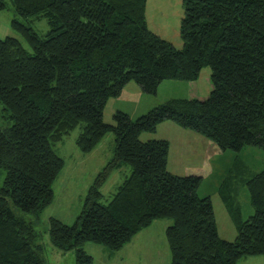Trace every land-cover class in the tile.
Returning <instances> with one entry per match:
<instances>
[{
  "label": "trees",
  "instance_id": "obj_1",
  "mask_svg": "<svg viewBox=\"0 0 264 264\" xmlns=\"http://www.w3.org/2000/svg\"><path fill=\"white\" fill-rule=\"evenodd\" d=\"M11 1L21 17H45L50 30L41 36L13 21L32 52L18 38H0V117L4 110L12 120L0 125V168L7 171L0 264H48L35 222L17 215L11 201L36 216L53 202L65 164L54 146L77 127L81 151H93L110 132L115 149L76 221L50 218L52 244L74 250L75 264H94L85 243L118 250L163 218L172 220L166 228L171 264H238L264 256V169L244 181L255 209L247 219L238 200L221 191L237 228L231 241L219 234L211 197L198 193L203 176L168 169L169 140L141 139L172 120L221 152L264 149V0H183L181 49L149 29L147 0ZM5 6L0 0V10ZM205 66L211 67L208 96L170 98L135 120L117 110L114 123L104 121L107 102L128 83L155 95L165 80L197 81ZM124 166L131 174L101 202L102 185Z\"/></svg>",
  "mask_w": 264,
  "mask_h": 264
},
{
  "label": "rangeland",
  "instance_id": "obj_2",
  "mask_svg": "<svg viewBox=\"0 0 264 264\" xmlns=\"http://www.w3.org/2000/svg\"><path fill=\"white\" fill-rule=\"evenodd\" d=\"M4 2L6 6L0 10V38L8 36L18 38L22 45L29 52H32V47L28 41L13 27V21L15 19L19 20L31 26L41 36H45L50 30L47 19L43 16L21 17L11 0H4ZM184 15L183 0H147L146 16L149 29L171 41L178 49L183 48L184 44L180 32ZM210 74L211 67L205 66L196 81L197 88L202 96H208L210 93L211 84L207 78L209 77L210 79ZM130 83L138 86L136 82ZM188 83L183 80H165L160 84L155 95L144 93L143 98H139L137 101V97H134L133 99H128L133 101L128 103L125 102L127 98H123L122 94L118 98H111L104 110V121L114 123L113 115L116 112L115 108L118 107L129 110L135 120L148 111V108L151 109L170 98H189L192 93ZM0 108L2 109L3 105H0ZM1 113L0 125L9 126L12 120L6 117V111L2 110ZM188 130L196 133L193 130L183 128L172 120H165L157 126L155 132H143L141 139L143 141L150 139L169 140L171 146L169 168L172 170H170L171 172L185 175L191 172L190 170H195V172H202L203 170V180L198 193L201 197H211L215 208L219 234L224 239L232 241L237 236V228L227 210L221 191L224 192L223 194H232L238 200L243 219H247L254 214L255 209L244 181L264 169V149L246 146L240 153L227 150L207 163L204 159L205 154H202V152L206 148L205 145L208 139L202 136L199 138L201 142L199 140H190L188 142V138L181 135L182 131ZM80 131L81 128L77 127L62 142L54 146L56 153L64 159L65 164L53 184V202L39 216H36L32 212L22 211L11 201V207L17 215L24 217L28 221L35 222V227L41 234V241L46 246L47 258L50 259L51 264H75L76 252L70 251L65 256L64 261L56 262L52 249L57 250V248L53 246L49 236L50 218L57 217L65 223L73 224L82 211L90 186L114 155L115 137L112 132L104 137L99 143L100 146L97 145L93 151L85 153L76 144ZM186 142H188L187 146ZM6 173V169L0 168V190ZM130 174L131 168L129 166L114 170L106 180L108 184L103 189L101 202L107 203L110 201L118 186ZM169 220L166 218L155 219L151 224L152 226L145 230L151 233L149 238H144L147 243L142 249V254L136 259L131 254H127L129 256H126L123 262L119 257L110 259L107 250L104 251V249H107L106 246L94 242L85 243L84 249L93 256L94 264H171V251L166 238V226H168L166 224H172V220ZM154 233L157 235L155 240ZM136 255H138V251ZM249 258L241 259L238 264H264V261H251ZM251 258L264 259V256H251Z\"/></svg>",
  "mask_w": 264,
  "mask_h": 264
},
{
  "label": "crops",
  "instance_id": "obj_3",
  "mask_svg": "<svg viewBox=\"0 0 264 264\" xmlns=\"http://www.w3.org/2000/svg\"><path fill=\"white\" fill-rule=\"evenodd\" d=\"M208 80H209V83H210V79L209 77H207ZM190 85V88H191V93L192 95L189 97V98H193V97H205V96H202L200 95V91L198 90V86H197V83L196 81H192V82H189L188 83ZM211 84V83H210ZM122 97L123 98H127L125 100L126 103L128 102H133L132 100H128V99H133L134 97H137V101L139 100V98H143L144 97V92L143 90L141 89V87L138 85V86H135V85H131V83H128L123 92H122ZM136 101V102H137ZM156 105V104H154ZM116 111L117 110H123L127 113H129L131 115V113L129 112V110H125L121 107H118V108H115ZM150 108H148L149 110ZM144 111V110H143ZM147 112V111H146ZM143 113V112H142ZM145 113V112H144ZM132 117V116H131ZM186 132V133H185ZM182 136H185L188 138V142L191 140V141H196V140H199V142H201V140L199 138H201L202 136L196 134V133H192L191 131H182L181 133ZM205 143H206V140L204 139ZM188 142H186V146L188 145ZM207 145V146H206ZM205 145V149H204V152H202V154H205V160L207 161V163L214 159L215 156L217 155H220L222 154V152L218 149V147L211 141L208 140L207 144ZM100 146V145H99ZM97 150V149H96ZM170 150H171V146H170ZM170 150H169V156H168V169L171 170L169 167H170V163H169V157H170ZM193 168V167H192ZM172 171V170H171ZM191 172L189 173H186V174H198V175H202L203 176V170L202 172H195V170H190ZM201 171V170H200ZM176 174V173H175ZM179 174V173H177ZM182 175V174H181ZM108 184V182H104V184L102 185L101 187V190H102V193H103V189L106 187V185ZM170 221V220H169ZM171 224V223H170ZM170 224H166V225H170ZM152 225H150L149 227L147 228H144L143 230H141L137 235H135V237L130 241L128 242L127 244H125L123 247H121L120 249L118 250H111L109 248L107 249H104L107 250V254H108V257L113 258V257H119V259L122 260V262L124 261L125 257L126 256H129L127 254H131L132 256H134V259H136V257L140 256L142 254V249L144 247V245L147 243L146 241H144V238L148 237L149 238V234L151 233H148V231L146 232L145 230L149 229ZM166 226V228L168 227ZM148 233V234H147ZM153 235V234H152ZM154 240L157 238V235L156 233H154ZM54 246V245H53ZM148 246V244H147ZM55 247V246H54ZM74 251V250H73ZM138 251V255H136ZM52 252L54 253V257H55V260L56 262L57 261H64L65 259V256H67L68 252H63L61 251L60 249L57 248V250L55 249H52ZM70 252V251H69ZM72 252V251H71ZM88 253V252H87ZM90 254V253H89ZM247 259V258H245ZM252 260H258L257 262H263L264 259H258V258H249ZM48 264H51L50 262V259L48 258Z\"/></svg>",
  "mask_w": 264,
  "mask_h": 264
}]
</instances>
